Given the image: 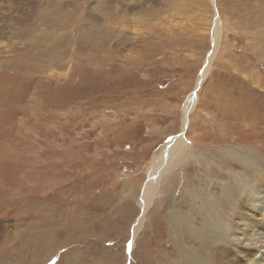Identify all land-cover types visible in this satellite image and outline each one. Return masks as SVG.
I'll return each mask as SVG.
<instances>
[{"label":"rangeland","instance_id":"obj_1","mask_svg":"<svg viewBox=\"0 0 264 264\" xmlns=\"http://www.w3.org/2000/svg\"><path fill=\"white\" fill-rule=\"evenodd\" d=\"M125 2V21L111 17ZM1 3L4 13L9 5ZM19 7L33 16L25 42L42 48L0 59L1 261L190 264L180 255L187 245L186 255L194 251L204 264L208 250L225 248L217 234L194 241L171 210L177 200L184 207L193 188L206 195L202 181L225 179L230 197L217 190L215 209L231 225V202L243 208L233 178L264 179V0H23ZM138 15L154 24L158 42L145 57L134 51L142 46L134 33L148 32ZM217 16L219 40L206 65ZM116 26L127 43L105 41L103 31ZM125 67L129 78L118 70ZM106 69L116 70L115 82L104 81ZM179 135L176 168L162 176L133 241L140 191L161 149ZM166 188H173L169 204Z\"/></svg>","mask_w":264,"mask_h":264},{"label":"bare ground","instance_id":"obj_2","mask_svg":"<svg viewBox=\"0 0 264 264\" xmlns=\"http://www.w3.org/2000/svg\"><path fill=\"white\" fill-rule=\"evenodd\" d=\"M22 1L23 0H14V1L6 0V6L9 5V7L4 13L0 12V59L2 58V62H3V58H7V57L8 58L10 57L19 58L20 54L24 55V53H28L30 50L41 51V48H42L39 45V43L37 44L36 42L29 40V39L27 43L24 40L25 34L27 33L26 28L24 27L28 25V21H30L31 17L33 18V16L25 12L26 8L20 9L19 3H21ZM211 3L214 6V0H211ZM3 4L4 3H1L0 5L2 6ZM122 4L123 5L121 4L117 5L116 10L114 13L111 14V17H118L120 18V21L124 22L126 18L124 17L125 15L123 16V13L125 12V10L130 9L129 8L130 6H128V3L126 2ZM142 8L140 12H142ZM143 10L145 11V8ZM147 10L145 11V13L147 12L151 17H153L154 11H151V10L147 11ZM118 18H115V20L119 22ZM139 21L143 25L144 30L146 28L148 29V32L141 33L138 29H136V31L137 30L138 31L137 33H134L135 38H138V40L141 41L140 43L142 44V46L140 47L141 49L136 47L134 51L138 55H142L143 57H145L146 55L149 54V52L153 51L154 47L156 46L158 42L157 43L154 42L157 38H155L154 28L152 27V25L154 24H150L151 20L148 19L147 22H145L144 20L145 22L144 23L141 17L139 16ZM219 25H220V22H218V16H217L214 18V22H213L214 28L212 31L213 32L212 50H211L210 56L206 60L207 61L206 65L207 63L209 64L210 59L212 58V55L216 48V45L218 44V40H219L218 33L220 32L219 28L221 27V26L219 27ZM120 27L116 26L117 28L115 30L116 33H114L113 31H103L108 34H111V35L107 34L106 38L103 37L105 41L109 43L114 40L116 45L117 43L120 44L121 42L127 43L125 40V34L123 32V29L122 27L121 28ZM134 27L131 25V27H128V29L134 30ZM41 35L43 36V34ZM26 37H27V34H26ZM40 40H41V36L38 38L39 42ZM159 42L161 43V40ZM144 46L146 47L147 50L144 48ZM101 47L103 48L104 45L102 44ZM111 47H114V46H111ZM14 60L18 62L17 59H14ZM125 60L133 63V60H131V57L129 58L126 57ZM102 61L105 62L103 59ZM138 64L136 63V65ZM3 68L6 69V67H3ZM131 69H132L131 67H125V69L118 68V70H120V72L123 73L121 78H125V77L129 78L127 77L128 75H126V73L131 72ZM206 69H204V72L201 74V77H199V79L204 77ZM111 72L115 73L116 70L114 71V70L106 69V72L103 73L105 75L104 76L105 80L104 79L103 80L108 84H110L112 80ZM192 99L193 98L190 97L188 101H186V105L183 110L182 126H181L182 134L185 131H187V128H189L188 127L189 126L188 115L192 111L194 104H195V102H193ZM183 143H184V137L183 135H179L178 137H174L170 139L169 143L165 144L164 147L161 149V154L158 157L157 163L154 164V166L152 167L149 173V180L145 184V186H143V188L141 189L140 197L137 200L139 203V207L141 209V217L139 218L138 222L134 225V229L132 231L133 241L135 239L137 232L142 226V223L144 221V218H143L144 214H146L149 208L152 206L154 202L153 200L155 199L157 195L156 191H158V188L160 189V184H161L160 180L162 176L169 172H173V170L176 168V166L173 165V161L177 154L176 152L177 149L180 148L183 145ZM242 155H239L237 159L243 160L244 156ZM243 162H246V160H243ZM233 179H234L233 186H234L235 192L233 193L232 196L235 198L237 197L238 203H240L241 207L243 206V208H240L237 206L235 207V205H233L235 201H233V203L231 202L230 204L231 209L232 210L235 209V212L232 214L234 219H233V223L232 224L230 223L231 225H229L228 223H223V221H221V219L218 218V215L216 214V209H215L216 206H219L217 204V200H219L218 196L216 195L217 190H220L222 194L220 198L224 199V198L230 197L227 194L230 183L227 182L225 179H223L222 181L216 179L212 181V184L209 183V180L202 181L201 184L203 186L209 185L208 191L204 192V194L206 195H204L203 197L197 196L198 192L194 190L193 188V190L187 193V195L183 198L185 201L184 207L181 205L183 204V202H179L178 200L176 201L177 202L176 205L171 210L172 215L170 218L174 219L173 222L175 223L173 224L184 225L188 234L191 235V237L196 238L194 239V241L195 240L203 241L206 239L208 234L209 235L217 234L219 236V237L217 236L218 239L221 238V240L223 239L227 243V244L223 243L222 246H225V248L219 249L221 251H218L216 249H212V251L208 250V253H207L208 256H207V259L204 260V264H264V182H262L264 179L259 181V178L257 179V177H255V179L251 178V180L253 179V182H254V184L252 185H247L246 183L247 181L242 177L241 178L235 177ZM169 180H171V176L166 178V181H169ZM217 180L220 182H218ZM240 182L241 184H239ZM166 190L167 191L165 192L166 194L165 200H166V203L169 204L168 196L172 192L173 188H171V190L166 188ZM207 207L212 208L211 209L212 211L205 212L204 209H206ZM15 238L16 236L13 237V240H15ZM216 244H222V243L218 242ZM186 246L185 245L180 246V252H181L180 255H182L183 258L184 257L189 258L191 262L190 264H197L194 259L196 257V252L192 251V252H189L190 255H186L187 252L185 251L187 250H184ZM133 247H134V242H131L130 243L131 250L133 249ZM0 264H6V263L1 261L0 259Z\"/></svg>","mask_w":264,"mask_h":264}]
</instances>
